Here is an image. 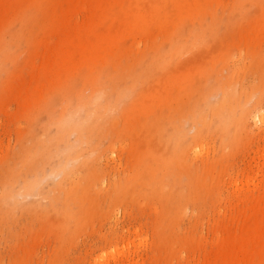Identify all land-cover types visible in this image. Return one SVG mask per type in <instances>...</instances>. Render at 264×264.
<instances>
[{
  "label": "rangeland",
  "instance_id": "1",
  "mask_svg": "<svg viewBox=\"0 0 264 264\" xmlns=\"http://www.w3.org/2000/svg\"><path fill=\"white\" fill-rule=\"evenodd\" d=\"M0 264H264V0H0Z\"/></svg>",
  "mask_w": 264,
  "mask_h": 264
},
{
  "label": "bare ground",
  "instance_id": "2",
  "mask_svg": "<svg viewBox=\"0 0 264 264\" xmlns=\"http://www.w3.org/2000/svg\"><path fill=\"white\" fill-rule=\"evenodd\" d=\"M256 114H257V113H256ZM260 119H261V117H260ZM262 119H263V118H262ZM262 119H261V120H262ZM222 121L224 122V120H222Z\"/></svg>",
  "mask_w": 264,
  "mask_h": 264
}]
</instances>
